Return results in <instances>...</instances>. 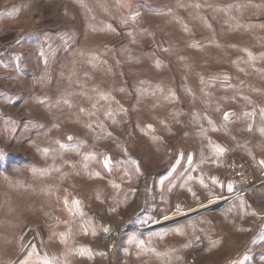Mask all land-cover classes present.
<instances>
[{
  "label": "rangeland",
  "instance_id": "rangeland-1",
  "mask_svg": "<svg viewBox=\"0 0 264 264\" xmlns=\"http://www.w3.org/2000/svg\"><path fill=\"white\" fill-rule=\"evenodd\" d=\"M0 264H264V0H0Z\"/></svg>",
  "mask_w": 264,
  "mask_h": 264
},
{
  "label": "bare ground",
  "instance_id": "bare-ground-1",
  "mask_svg": "<svg viewBox=\"0 0 264 264\" xmlns=\"http://www.w3.org/2000/svg\"><path fill=\"white\" fill-rule=\"evenodd\" d=\"M237 193H239V194L235 196L236 198L243 194L240 191L237 192ZM231 196L227 195V196H222V197H214V198L211 197V199L207 202V204L201 205V206L197 207L196 209H192V210L187 211V212H182V213L179 214L178 217H181V215L182 216L187 215V214L192 213L194 211H199V210H203V209L211 208V207L214 208L213 206H216L217 204H221L223 202L225 203L226 201H228V199L231 198ZM174 219H176L175 216H168V217H165L162 220H158V221L153 222L150 227H155L156 228V226H161L163 224H168L169 222L173 221Z\"/></svg>",
  "mask_w": 264,
  "mask_h": 264
},
{
  "label": "built area",
  "instance_id": "built-area-1",
  "mask_svg": "<svg viewBox=\"0 0 264 264\" xmlns=\"http://www.w3.org/2000/svg\"><path fill=\"white\" fill-rule=\"evenodd\" d=\"M242 193V192H241ZM239 193H235L234 195L231 196V198H229L228 200H232L234 198H236L235 196L238 195Z\"/></svg>",
  "mask_w": 264,
  "mask_h": 264
},
{
  "label": "snow or ice",
  "instance_id": "snow-or-ice-1",
  "mask_svg": "<svg viewBox=\"0 0 264 264\" xmlns=\"http://www.w3.org/2000/svg\"><path fill=\"white\" fill-rule=\"evenodd\" d=\"M225 118H227V114H225ZM69 139H71V137H69ZM231 186H229V191H231Z\"/></svg>",
  "mask_w": 264,
  "mask_h": 264
}]
</instances>
